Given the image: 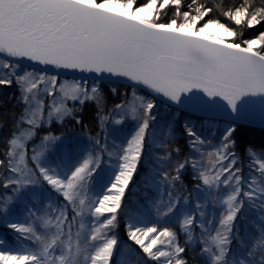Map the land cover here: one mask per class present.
Segmentation results:
<instances>
[{"label":"snow or ice","instance_id":"6c2138e0","mask_svg":"<svg viewBox=\"0 0 264 264\" xmlns=\"http://www.w3.org/2000/svg\"><path fill=\"white\" fill-rule=\"evenodd\" d=\"M169 6L173 18L161 21ZM262 25L264 0H0V87L15 84L9 99L23 105L0 159V223L24 244L5 250L0 238V264H264V148L245 147V164L228 126L209 151L220 166L207 173L196 155L179 158L175 131L184 109L222 101L235 114L244 98L264 97V30L244 38ZM61 70L80 75L61 81ZM41 93L53 98L46 114ZM89 103L86 122L78 112ZM161 105L172 112L167 143ZM66 119L82 135L48 131L27 155L26 141ZM181 128L186 150L202 155L208 141L187 121ZM134 178L143 202L125 200ZM199 193L226 206L215 227ZM246 202L260 221L247 239L238 224ZM21 206L35 219H12Z\"/></svg>","mask_w":264,"mask_h":264},{"label":"trees","instance_id":"16d2710c","mask_svg":"<svg viewBox=\"0 0 264 264\" xmlns=\"http://www.w3.org/2000/svg\"><path fill=\"white\" fill-rule=\"evenodd\" d=\"M99 2V0H98ZM140 3H143L144 0H139ZM202 2H209V0H202ZM222 2L226 3L227 5L239 3L240 0H222ZM158 3H162V0H158ZM173 16L171 15V7L169 6L166 8L164 11L161 12V21H164L165 19H172ZM222 22L229 24L233 28H236L238 26H235L231 21H227L224 17H219ZM203 24V21H201V25ZM198 25V26H201ZM264 30V25L261 26L259 29H253V30H245L244 32V38H250L254 36L258 31ZM230 39H232L230 37ZM228 39V40H230ZM64 77L60 76V80H63ZM118 84V83H117ZM107 91V89H106ZM18 97L19 92L15 84H13L12 87H0V159L5 158V154L8 148L7 144V138H9L14 131L13 125L15 123L16 118L21 114L23 105L21 104H16L15 99H9V97ZM115 101L109 97V105L114 103ZM72 102H68L70 105ZM158 104H163V102L158 100ZM78 115H82L83 118L85 119L86 122H90L94 118V109L91 105V103L86 104L84 106V111L83 113H79ZM172 117V112L166 109L163 105L159 108V120H160V135L158 136V139L162 143H167L169 141L165 140V135H164V127H166L167 122L171 119ZM187 121L190 124L194 125L196 130L199 132L201 136L205 138L206 141H208L207 144L203 146L204 152L203 154H197V153H189L186 150V146L183 144V141L185 137L181 135V132L183 129L181 128L182 122ZM176 123V136L178 141L180 142L182 151L180 153V159H183L186 156L189 155H196L197 159L199 162L203 164V171L207 173H214L216 168H219L220 166V161L216 159L215 155H209V151L215 146L216 142L218 141V137L223 133V131L228 127V126H234L236 128V131L234 133L235 140L237 142V147L238 150L241 152L242 159L244 160V163H248V158L246 155H243L244 148L251 145L254 147H257V150L259 148H264V129L261 128H256V127H249L246 125H241L238 123H232L228 122L225 120H220V119H209V118H203V117H198L196 115L186 113L184 111H180L179 113V119L175 122ZM23 127L27 128V125H23ZM128 128L132 127L131 122L127 124ZM48 131H51L55 134H60L64 133L66 135H82V129L79 126H73V124L69 120H65L64 126H60L53 122L50 128H44L38 132V135L30 141L31 144H34L40 140V137L45 135ZM217 132L216 135L213 133ZM119 138V137H117ZM108 143H111V140H109ZM171 146L174 148L175 147V142H171ZM112 146L110 145V148ZM30 148V147H29ZM114 150V149H113ZM163 149L157 148L155 151H162ZM29 152L27 151V155L29 156ZM107 163V162H106ZM223 163H227V161H224ZM215 166V167H214ZM248 172L249 169L247 167L244 168L243 175L245 180H247L248 177ZM134 184L135 186H130L129 192L126 194L125 200L131 201L135 203L136 201L143 202V197H144V192L145 189L143 187V180H135L134 178ZM0 191H3L0 189ZM149 196L155 197L157 193L155 192H149ZM207 201H210V205L206 209L207 215L209 218L215 217V221L213 225L210 227H215L216 224L218 223V218L221 214V211L217 210L220 209L218 206H215L216 203L214 202L212 197H208ZM44 201L41 200L40 202H37L36 206H42L44 207ZM248 208L249 206L245 205V219L238 220V224L240 227L241 235L247 239L249 236L253 235L254 233L258 234V230L255 229L257 227L256 224L253 223V228L248 229L249 231H246L247 229V224L249 226L251 225L250 220L253 219L251 215L248 213ZM222 209V208H221ZM188 210L194 211L193 204H189ZM213 210V211H212ZM42 214V212L38 213ZM141 215L146 216L149 220L152 221V213L147 207L141 210ZM42 231V229H41ZM199 229H196L197 234L199 233ZM11 231L6 230L3 225H0V237H4V239L9 243V245L12 248H16V245H21L24 246V244H18L16 241V236H12ZM214 235L215 233L212 232ZM18 235V234H17ZM26 243V242H24Z\"/></svg>","mask_w":264,"mask_h":264},{"label":"water","instance_id":"95a60500","mask_svg":"<svg viewBox=\"0 0 264 264\" xmlns=\"http://www.w3.org/2000/svg\"><path fill=\"white\" fill-rule=\"evenodd\" d=\"M25 67H30V65H25ZM72 75H80L79 73H71L61 70V77H71ZM88 80L91 81L92 77L89 76ZM114 83L122 84L123 81H114ZM203 97V94L200 93ZM205 103L208 102L207 97H203ZM164 103L163 100H159ZM264 97H246L241 102L237 113L233 114L227 109V106L223 102H219L217 106H214V110L209 112L206 110L187 108L182 111L196 115L198 117L209 118V119H220L232 123H238L241 125H246L249 127H256L264 129Z\"/></svg>","mask_w":264,"mask_h":264},{"label":"rangeland","instance_id":"374dc122","mask_svg":"<svg viewBox=\"0 0 264 264\" xmlns=\"http://www.w3.org/2000/svg\"><path fill=\"white\" fill-rule=\"evenodd\" d=\"M141 15H142L143 17H145V18H148V17H149V13H143V14H141ZM209 32H210V34L218 35V36H220L221 38H223V39H225V40L230 39V37H227L226 35H224V34H222V33H219L218 30H216V29H210ZM61 81H63V80H61ZM39 88L42 89V88H43V85H39ZM41 96H42V99H43V101H44V105H45L44 113L46 114L47 111H48V107L52 104L53 98H52V97H48V96H46V95H43L42 93H41ZM70 102H71V101H70ZM27 127H28V126H27ZM117 139H120V137L117 138ZM30 141H31V140H30ZM30 141H26V144H27V148H26V150H25L26 152H27V151H30L31 146L33 145V144L30 143ZM36 143H39V141L36 142ZM36 143H34V144H36ZM110 145L112 146V141H111V143H109V147H110ZM29 147H30V148H29ZM113 151H114V153H115V149H114ZM30 156H31V151L29 152V157H30ZM67 163L70 164L71 162L69 161V162H67ZM197 195H198V198L201 199V200H207V199H208V197H206L203 193H199V194H197ZM220 196L223 197V198H226V191H225L224 189H221ZM213 200H214V202L216 203L215 206H218V208H220V209H217V210H219V211L222 212V210H223L224 208H226V206H224V205L222 204V200H215V199H213ZM209 205H210V201H209L208 206H209ZM245 205H246V206H249V205L247 204V202L245 203ZM182 207H183V205H182ZM188 208H189V205L187 206V209H188ZM221 208H222V209H221ZM36 211H37L38 213L42 212L41 215H45L46 213H48V212L50 211V209L48 208V206H47L46 204H44V207H42V206H36ZM212 211H213V210H212ZM248 212H249L248 214L251 215V216L253 217V219L250 220V222H251V225H250V226H249V224H247V229H246V231H249L250 229L253 228V223L256 224V225H258V224L260 223V221L258 220V211H257L256 209H253L252 207L249 206V208H248ZM53 214H54V213H53ZM142 216H143V217H146V216H144V215H142ZM12 219L17 220V221H19V222H21V223H28L30 220H33V219H35V218H30V217H29V216L23 211V208H22V206H21L19 210H17L16 212L13 213ZM148 222L150 223L151 220L148 219ZM37 223H38V221H37ZM0 225H3V224L0 223ZM248 229H249V230H248ZM255 229H257L258 232H259L258 227H256ZM14 235L17 236L16 233H12V236H14ZM0 238H3V239H4V237H0ZM4 240H5V239H4ZM5 241H6V240H5ZM3 247H4L5 250L16 251V250L22 248L23 246H21V245H16V248L14 249V248H12V247L9 245V243L6 241V244H5Z\"/></svg>","mask_w":264,"mask_h":264}]
</instances>
